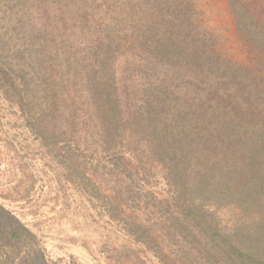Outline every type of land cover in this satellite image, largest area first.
<instances>
[{
    "label": "rangeland",
    "instance_id": "374dc122",
    "mask_svg": "<svg viewBox=\"0 0 264 264\" xmlns=\"http://www.w3.org/2000/svg\"><path fill=\"white\" fill-rule=\"evenodd\" d=\"M139 1L0 0V203L37 235L48 264H169L155 253L158 244L172 259L202 264L205 254L195 250L213 239L185 223L190 213L172 196L166 160L144 121L135 127L136 105L163 95L172 109L152 124L158 131L172 123L189 135L184 126L195 122L211 133L208 147L186 132L178 140L183 180L199 189L203 177L211 180L183 198L199 199L229 230L255 236L264 258V43L254 41L256 32L250 41L242 37L230 0H187L193 32L207 38L183 54L193 46L167 42L163 12L173 2ZM160 2L163 9H155ZM94 71V91L114 117L115 147L98 135L85 140L86 125L78 127L75 151L68 128L42 135L31 127L40 111L27 87L35 84L92 117ZM162 86L165 95L157 93ZM230 256H207L208 264H233Z\"/></svg>",
    "mask_w": 264,
    "mask_h": 264
},
{
    "label": "trees",
    "instance_id": "16d2710c",
    "mask_svg": "<svg viewBox=\"0 0 264 264\" xmlns=\"http://www.w3.org/2000/svg\"><path fill=\"white\" fill-rule=\"evenodd\" d=\"M140 2L139 0H137ZM162 1V0H160ZM173 3L167 4V6L173 7L172 12L165 11L163 12V18L165 21V28H169L171 31L168 38V43H173L177 48H185L190 46V44L193 46V51L190 49H181V53H186L190 51L197 52V49L200 50L202 48V44L205 43V38L207 36L204 34L203 39L199 36H197L198 33H194L193 30L195 28L191 27L193 26V21L191 19V14L189 13V4L187 0H168ZM184 1H186L184 3ZM135 3L137 4L136 0ZM160 2L157 6L154 8L163 9L164 4ZM135 4V7L138 6ZM172 4V5H170ZM163 6V7H162ZM230 6L236 16V22L238 29L242 32V37L248 39H252L253 35L260 36L257 37L256 40L258 43H264V30H260L264 28V0H230ZM149 7V6H147ZM176 7V8H175ZM168 8V9H170ZM181 8V9H178ZM142 10V8H140ZM183 9V10H182ZM187 10V11H185ZM184 12V13H183ZM263 33H261V32ZM178 37L180 35V38L174 37L173 35L176 34ZM181 32V33H178ZM256 32V34H253ZM253 34V35H252ZM250 35V37H249ZM252 41V40H251ZM247 43V42H246ZM252 43V42H251ZM188 45V46H187ZM196 47V49H194ZM200 53V52H199ZM203 55V53H201ZM95 64V63H94ZM209 66V65H208ZM222 66V64H221ZM219 65V68H223L225 71L227 70V74L230 73V65L226 64L227 67ZM239 71L241 70H235V74H239ZM0 72L5 73L6 69L3 67V63L0 61ZM99 73L97 71L93 72V75L91 77V88L89 89L90 94L94 95L96 98L95 107L93 108L92 117H82L78 113L77 109H72L71 104L67 105V102L65 100H61L62 98H59L54 91L48 92V90H44L43 88H39L38 85H34L33 88L31 85L27 88V95L30 97L32 95H35L38 99L37 102L34 104L36 109H39V116L31 122L33 124L31 127L38 129L37 132L48 133L49 130H55L57 133H59L58 130H64L65 128H68L66 132H70L68 134L74 135L73 141L75 144L70 143L72 147H74L75 150H80V139L82 136L80 129L78 130V127L81 126H87L88 128L86 131V138L87 136L93 135V137H96L98 135V139L102 141V144L106 148L109 147H115L112 146V141L116 139V135H114L116 126H114V117L111 115L110 110H108L107 105L105 102H102L101 95L98 94L101 93L100 91L96 92L94 90H100L98 87V84L100 83L99 80ZM234 76V74H232ZM236 80H241L242 77L240 76H234ZM11 81V85L13 87H16L17 85H20V82L17 83L16 79L9 78ZM16 82V83H15ZM156 87V86H155ZM159 87V86H157ZM164 90V92H163ZM163 86L161 88H157V93L159 94H166L168 91ZM156 93V94H157ZM41 94V96L39 95ZM171 95V94H170ZM163 95H153L150 97V100L143 105L137 104L136 107L137 110L135 112V127L136 123H140L144 121L146 132L148 135L150 134L151 139V145L154 146L155 149H157L158 153L163 156V159L166 160L165 169L167 170L168 176V185L173 193V198L176 202H179L183 200L179 206H181V213L185 214L187 211L190 213L186 219H184L185 223L190 225V223H195L193 226H199V230L203 232V234L210 235V239H213V244L203 243L202 247L199 249H196L195 251L200 253L202 252L203 257H205V262L202 264H208V257L211 256L213 259L221 258L223 260L227 259L226 256H230L232 254L233 257H235V261L231 258L233 261V264H264V258H262L261 251H259L260 247V241L256 242V238L253 235H247L240 234L239 232L235 230H229L226 226H223L222 223L219 220V217L217 216L216 212L214 210H211L205 205H201V202H199V199H192L191 202H188L183 197L186 196H194V193L196 195H199L198 189L194 185L191 186V184L187 181L183 180V176H185V170L186 166L184 165L183 161V154L181 155L183 151V143L179 142L180 137H183L182 133H185L186 130L180 129L178 127H175L174 124L170 123L169 125H166L165 129H162V131H158L155 126L153 127L152 124L157 123L159 120L163 118V114L167 112H171L170 107L167 109L164 103H162ZM101 101V102H100ZM245 103V102H244ZM248 102H246L247 104ZM209 115V114H205ZM189 119L192 121L194 120L191 115L188 116ZM151 120L153 122H151ZM196 121V119H195ZM38 122L36 125L35 123ZM91 126H88V125ZM159 124L157 123L156 126ZM194 128L191 126H188L185 124V128H190V131H195V135L193 133L190 134V131L188 132L190 137L192 138L193 143L199 142L197 145L201 147H208L210 144L209 135H211L210 132L206 131L205 128L200 132L197 124L194 122ZM140 127V126H139ZM139 127H136V131L140 129ZM70 128V130H69ZM84 128V127H83ZM98 128V129H96ZM76 130V131H75ZM83 130V129H82ZM81 130V131H82ZM64 132V131H63ZM145 132V131H144ZM138 134V133H136ZM187 134V132H186ZM188 134L186 136H189ZM148 137V138H149ZM72 142V143H74ZM187 142H191L188 140ZM182 143V144H181ZM57 144V143H56ZM185 144V143H184ZM74 145V146H73ZM77 146V147H76ZM198 146V148H199ZM72 150V148H70ZM185 151V150H184ZM78 155V154H74ZM204 178V177H203ZM202 180L205 183H209L211 180ZM187 182V183H186ZM204 186H201L202 189H199L200 191H204ZM195 188L197 190H195ZM195 195V196H196ZM168 201V200H165ZM190 210V211H189ZM178 213V212H177ZM179 215H181L179 213ZM177 222L183 223L182 218L178 217L176 218ZM193 233V238L197 237V234ZM260 236H257V240H261V234H258ZM241 239H244L242 242ZM262 241V240H261ZM145 243V241H144ZM158 243V242H157ZM21 248L19 251L18 248ZM194 251V250H192ZM17 252V253H16ZM190 252V250H188ZM155 253L161 257V259L165 260L167 263L169 261V264H184L185 262H180L177 258H170V253L165 250L163 246H160L158 244L157 248L155 249ZM207 254V256H206ZM240 261V263L238 262ZM218 262V261H217ZM215 264H224V261H219ZM0 264H48V260L46 258V255L44 253V250L41 246L38 245L37 242V235L31 231V229L22 222V220L15 215L11 210L6 208L4 205L0 203Z\"/></svg>",
    "mask_w": 264,
    "mask_h": 264
}]
</instances>
